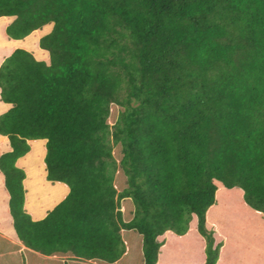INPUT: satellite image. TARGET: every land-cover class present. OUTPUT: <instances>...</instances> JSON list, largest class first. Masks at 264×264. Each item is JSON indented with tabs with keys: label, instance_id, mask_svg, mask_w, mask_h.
<instances>
[{
	"label": "trees",
	"instance_id": "trees-1",
	"mask_svg": "<svg viewBox=\"0 0 264 264\" xmlns=\"http://www.w3.org/2000/svg\"><path fill=\"white\" fill-rule=\"evenodd\" d=\"M0 45L23 264H129L130 230L143 264H264V0H0Z\"/></svg>",
	"mask_w": 264,
	"mask_h": 264
},
{
	"label": "rangeland",
	"instance_id": "rangeland-1",
	"mask_svg": "<svg viewBox=\"0 0 264 264\" xmlns=\"http://www.w3.org/2000/svg\"><path fill=\"white\" fill-rule=\"evenodd\" d=\"M2 46V50L4 51L5 48H8V46L0 45ZM39 47V43L37 44ZM40 48V47H39ZM35 54L38 52V48L34 49ZM120 107L117 105H112V112L111 116L109 118V121L113 124L116 121V118L118 116V113L120 111ZM34 146V145H33ZM115 156L119 160L121 158V152L120 147L115 148ZM32 182H34V185H40L42 187H45L47 191H58L57 184L54 185L52 182H47V176L43 175L40 169H37L36 171H33L32 174ZM49 181V180H48ZM117 187L119 190H121L125 186V176L123 175L122 171H120L116 176L115 181ZM123 205H132L131 200H127L123 203ZM263 230V228H261ZM264 231V230H263ZM126 238L131 242L132 248L130 250V253L126 256V260L129 264H143V256H142V242L143 238L141 235L133 230H130L126 233ZM141 253V255H140ZM66 259V256H64L62 263H64V260ZM70 259V258H68Z\"/></svg>",
	"mask_w": 264,
	"mask_h": 264
},
{
	"label": "crops",
	"instance_id": "crops-1",
	"mask_svg": "<svg viewBox=\"0 0 264 264\" xmlns=\"http://www.w3.org/2000/svg\"><path fill=\"white\" fill-rule=\"evenodd\" d=\"M7 141L6 136L0 137V148ZM4 143V144H3ZM4 198V196H3ZM1 203L4 202L0 201ZM7 205L0 207V264H23L22 251L26 246L23 242L12 234L11 216L8 211H5ZM39 208V207H38ZM3 211V212H2Z\"/></svg>",
	"mask_w": 264,
	"mask_h": 264
}]
</instances>
